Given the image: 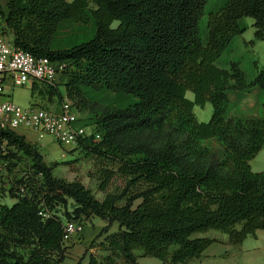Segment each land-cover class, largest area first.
Here are the masks:
<instances>
[{
  "label": "trees",
  "instance_id": "1",
  "mask_svg": "<svg viewBox=\"0 0 264 264\" xmlns=\"http://www.w3.org/2000/svg\"><path fill=\"white\" fill-rule=\"evenodd\" d=\"M0 17L15 46L66 64L60 82L80 111L106 101L95 126L79 120L94 131L81 146L110 163L100 189L116 174L129 177L123 192L99 200L82 182L57 177L58 162L46 163L26 135L0 129V142L22 151L39 176L20 180L26 192L18 185L17 201L2 204L0 264H62L67 233L54 208L68 199L76 204L68 220L98 216L103 231L118 223L100 242L106 254L91 253L88 264H142V256L187 264L218 241L201 233L218 230L227 244L241 245L264 230V170L250 164L264 145V112L226 115L230 92L264 91V67L250 79L239 61L216 63L246 30L243 17L254 19L255 38L264 40V0H7ZM68 21L92 23L93 33L63 45L57 35ZM39 88L64 100L59 87ZM208 102L212 117L200 121L194 106ZM140 182L145 188L129 193Z\"/></svg>",
  "mask_w": 264,
  "mask_h": 264
},
{
  "label": "rangeland",
  "instance_id": "2",
  "mask_svg": "<svg viewBox=\"0 0 264 264\" xmlns=\"http://www.w3.org/2000/svg\"><path fill=\"white\" fill-rule=\"evenodd\" d=\"M71 1V0H69ZM243 25L247 26L244 33L236 35L232 41L230 48L224 51L222 56L217 61L219 65L229 66L231 61H240L242 69L246 72L249 78H252L257 71V64L259 67L264 66V40L255 38V27L253 26L254 19L252 17H243L241 19ZM117 22L115 23V25ZM93 33L92 23H82L68 21L65 22L57 35V42L65 45V40L70 36L73 39L78 36L85 38ZM205 35V32H204ZM6 38L11 40V34H6ZM74 38V39H75ZM12 88L5 86L6 94L12 92ZM60 89L64 92V99H70L65 94L64 85L60 84ZM32 86L30 83L23 86H16L13 88V95H6L7 98L13 99L21 105H30L36 103L42 107L55 108L61 103L58 96L50 98L46 94H31ZM112 93L108 94V97ZM187 97L194 99V93L187 91ZM2 100V99H0ZM261 101L264 104V91H262ZM106 101H98L93 108L85 111H80V118L87 123L96 124V116L102 111ZM233 107L230 106L226 115L229 116L233 112ZM194 112L198 120L209 121L213 114V105L208 102L204 107L196 105ZM92 127V126H91ZM90 127V128H91ZM89 128V127H88ZM20 134L26 135L27 139L38 145L40 152L43 154L44 160L48 164L58 162L54 168V174L68 181H80L85 187L91 190L92 194L99 200H103L107 193H121L128 187L129 177L116 174L105 191L100 189L101 171L105 167H110V163L105 158L96 154H87V150L80 145L76 147H64L57 143L50 135L38 139L37 136L28 130H19ZM3 170L0 173V201L2 204H11L17 198L16 188L20 185V180L28 183H34L38 179L33 169V164L22 151L16 147H5L1 153ZM251 164V163H250ZM254 167H261L264 169V151L253 161ZM145 183H138L131 189L129 193L139 192L145 188ZM138 200L136 203H138ZM75 202L68 199L65 204H58L54 208V212L59 215L64 222L71 219L68 213H72L75 208ZM84 225V230L81 232H72L67 234L65 243L68 246L67 258L62 264H88L91 253L98 257L104 256L106 253L100 246L105 238L106 233L116 231L118 223H114L109 227L108 231H103L107 226V222L98 216H93L89 220H80ZM211 235H206L207 233ZM200 235L219 236L225 234L218 230H210ZM215 238V237H213ZM228 238V235H227ZM219 241L220 237H216ZM227 240H225L226 242ZM78 244V245H77ZM77 245V246H76ZM141 250L137 251V254ZM139 261L143 264H159L160 259L156 257L142 256Z\"/></svg>",
  "mask_w": 264,
  "mask_h": 264
},
{
  "label": "built area",
  "instance_id": "3",
  "mask_svg": "<svg viewBox=\"0 0 264 264\" xmlns=\"http://www.w3.org/2000/svg\"><path fill=\"white\" fill-rule=\"evenodd\" d=\"M1 22V17H0ZM66 67L62 63L57 67L47 57L37 58L13 44L0 31V129H9L19 132L24 129L33 132L38 139L50 135L57 143L64 147H76L86 136L94 133L92 128L82 126L79 120L80 110L70 99L61 101L58 107H42L36 103L21 105L6 95H13V88L28 83L38 85L35 94H39L41 86L59 87L60 74ZM5 86L12 88V92L6 94ZM100 138L99 133L94 134ZM6 147V142H0V153ZM0 158V173L3 170ZM26 188L19 186V193L24 194ZM2 203L0 201V210ZM49 216V213H42ZM67 234L81 232L84 225L78 220H67L64 223Z\"/></svg>",
  "mask_w": 264,
  "mask_h": 264
},
{
  "label": "crops",
  "instance_id": "4",
  "mask_svg": "<svg viewBox=\"0 0 264 264\" xmlns=\"http://www.w3.org/2000/svg\"><path fill=\"white\" fill-rule=\"evenodd\" d=\"M0 4L2 5L4 9H7V0H0ZM253 26H254V22H253ZM246 29H247V26H246ZM255 31H256V28H255ZM231 45L229 46V48L231 47ZM216 63L218 64V62ZM219 66L227 67L223 65H219ZM257 66H258V69H261L264 67V66L259 67L258 64ZM186 96H187V92H186ZM261 96H262V90L258 86L252 87L251 89L245 90V91L236 90V91L230 92L229 97L231 100V107H233L234 109H233L232 114H230L229 116H239L243 118L261 117L264 112V104L261 101ZM194 98H195V95H194ZM0 99H3V97H0ZM191 100H194V99H191ZM262 151H264V145L261 151L257 154V156L250 161L252 170L255 172H260L264 170L261 167L257 168V167H254L253 165V161L258 157V155ZM16 201H17V198L13 200L11 204H7V205L11 206ZM206 235H211V234L208 232ZM210 237H215V238L220 237V239L219 241L213 242L204 251L203 256L201 258L194 259L188 262L187 264H264V230L259 229L256 231L255 235H249L241 245L227 244L225 242V240H227V235L225 234H220L219 236L214 235ZM138 261H139V258H138ZM161 262L159 264H161Z\"/></svg>",
  "mask_w": 264,
  "mask_h": 264
}]
</instances>
